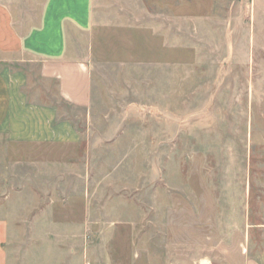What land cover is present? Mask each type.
Wrapping results in <instances>:
<instances>
[{
	"label": "rangeland",
	"instance_id": "rangeland-1",
	"mask_svg": "<svg viewBox=\"0 0 264 264\" xmlns=\"http://www.w3.org/2000/svg\"><path fill=\"white\" fill-rule=\"evenodd\" d=\"M112 4L77 139L0 144V261L262 263L264 0Z\"/></svg>",
	"mask_w": 264,
	"mask_h": 264
},
{
	"label": "crops",
	"instance_id": "crops-1",
	"mask_svg": "<svg viewBox=\"0 0 264 264\" xmlns=\"http://www.w3.org/2000/svg\"><path fill=\"white\" fill-rule=\"evenodd\" d=\"M112 1L36 0L32 3L36 14L27 23L17 15L24 5L0 0V144L77 139L78 133L60 117L52 99L89 107L91 69L105 30L112 29L110 14L116 8ZM31 76L39 83L30 82ZM50 84L56 85L57 95ZM245 264L264 261L249 258Z\"/></svg>",
	"mask_w": 264,
	"mask_h": 264
}]
</instances>
